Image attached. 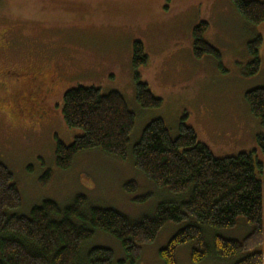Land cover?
Masks as SVG:
<instances>
[{
	"label": "rangeland",
	"instance_id": "obj_1",
	"mask_svg": "<svg viewBox=\"0 0 264 264\" xmlns=\"http://www.w3.org/2000/svg\"><path fill=\"white\" fill-rule=\"evenodd\" d=\"M201 22L209 25L205 39L221 53L220 59L194 54L193 31ZM258 37L260 69L248 76L249 43ZM136 41L148 55L147 64L138 69L132 62ZM137 72L162 99L160 107L138 102ZM52 77L57 82L44 115L43 90ZM78 86L119 91L126 98L136 114L126 160L93 148L80 152L70 168L58 166V143L69 145L83 134L63 117L64 94ZM257 87H264V22H248L232 0H0V160L22 195L12 213L29 215L46 199L66 206L84 195L86 214L92 207H111L139 218L154 215L162 202L185 200L187 194L157 187L134 165L132 147L157 118L177 137L186 117L185 123L217 157L252 152L263 165L259 177L264 182V122L246 100V93ZM48 171L52 177L44 184ZM129 180L138 183L135 194L123 188ZM146 194V201L133 200ZM190 221L167 223L135 263L118 238L101 230L82 245L81 253L101 246L114 251L112 264H166L161 250ZM250 232L243 218L235 228L205 227L210 245L217 233L243 239ZM194 246L191 240L179 247L178 264L233 263L194 262ZM258 250L264 264V241Z\"/></svg>",
	"mask_w": 264,
	"mask_h": 264
},
{
	"label": "trees",
	"instance_id": "obj_2",
	"mask_svg": "<svg viewBox=\"0 0 264 264\" xmlns=\"http://www.w3.org/2000/svg\"><path fill=\"white\" fill-rule=\"evenodd\" d=\"M232 2L248 22H264V2ZM208 28L206 22L195 27L194 54L198 58L209 54L220 59L221 53L205 39ZM261 42L258 37L249 43L252 60L246 67L248 76L260 69L257 48ZM132 62L136 69L148 62L140 41L134 43ZM135 80L136 98L141 106L160 107L162 99L155 96L138 72ZM246 100L253 115L264 122V87L249 90ZM63 117L69 127L80 128L83 134L69 145L58 143L60 168H70L80 152L93 148L122 160L128 158L136 114L121 92L103 93L94 86L71 88L64 94ZM184 120L177 137H172L163 119L152 120L132 147L134 165L157 187L188 195L181 202L160 203L154 215L131 218L111 207H92L86 214L82 210L84 195L76 196L66 206L46 199L34 206L29 215L12 213L21 205L22 195L13 173L0 160V264H112L114 251L107 247H93L82 256V245L97 230L118 238L135 263L143 246L154 242L167 223L189 219L192 221L161 250L166 264H178L179 247L191 240L195 241L191 252L194 262L228 259L233 260L232 264H262L263 252L258 248L264 241V182L259 177L263 165L252 152L217 157ZM51 177L48 171L43 183H49ZM123 188L135 194L138 183L129 180ZM149 196H136L133 200L143 202ZM241 218L251 227L246 237L233 239L217 233L213 245L208 243L205 227L235 228Z\"/></svg>",
	"mask_w": 264,
	"mask_h": 264
},
{
	"label": "flooded vegetation",
	"instance_id": "obj_3",
	"mask_svg": "<svg viewBox=\"0 0 264 264\" xmlns=\"http://www.w3.org/2000/svg\"><path fill=\"white\" fill-rule=\"evenodd\" d=\"M57 70V69H56ZM58 74L60 75V73L62 74V72H60V68H59V71L57 70ZM34 79V78H33ZM50 80V83H48L47 85H45L46 88H44V92H46V101L45 100H42V105H44V107L42 108L43 109V112H44V115L46 113H48V103H49V100H50V96L51 94L54 92V86L56 85V82H57V79L56 77H52L49 79ZM50 92V93H49ZM43 116V115H42Z\"/></svg>",
	"mask_w": 264,
	"mask_h": 264
}]
</instances>
